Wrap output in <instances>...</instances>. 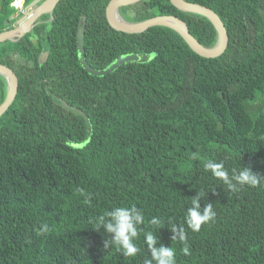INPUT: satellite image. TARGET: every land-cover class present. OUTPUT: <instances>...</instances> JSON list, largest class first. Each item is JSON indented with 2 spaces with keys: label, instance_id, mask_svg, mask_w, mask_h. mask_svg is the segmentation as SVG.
I'll use <instances>...</instances> for the list:
<instances>
[{
  "label": "trees",
  "instance_id": "1",
  "mask_svg": "<svg viewBox=\"0 0 264 264\" xmlns=\"http://www.w3.org/2000/svg\"><path fill=\"white\" fill-rule=\"evenodd\" d=\"M16 1L0 0V34L15 28ZM185 1L222 20L229 42L220 57L199 56L166 27L113 29L111 0H61L24 37L0 44V64L19 83L0 118V264H155L149 231L155 248L175 251L176 264H264V0ZM134 8L120 15L178 17L203 46L217 43L206 17L170 0ZM81 26L94 69L132 54L149 60L90 75L79 61ZM7 91L0 75V105ZM207 161L230 177L250 168L261 182L233 192ZM193 199L216 213L198 232L186 223ZM133 206L145 222L134 240L139 252L126 256L98 221ZM173 227L184 241L173 239Z\"/></svg>",
  "mask_w": 264,
  "mask_h": 264
},
{
  "label": "water",
  "instance_id": "2",
  "mask_svg": "<svg viewBox=\"0 0 264 264\" xmlns=\"http://www.w3.org/2000/svg\"><path fill=\"white\" fill-rule=\"evenodd\" d=\"M37 1V0H36ZM35 1V2H36ZM61 0H45L37 8L33 9L31 13L27 16H24L21 19V23H17V26L10 31H6L0 34V44L6 42L7 40L16 41L12 37L20 39L29 33L33 27L36 25L38 20L44 15L52 14L53 10ZM139 0H111L107 7V19L110 26L123 33L127 34H142L147 30L154 27H166L176 33H178L184 41L188 44L190 49L204 58H217L220 57L226 50L229 42V37L225 26L220 19V17L211 9L204 7L202 5L189 3L185 0H170L171 4L176 7L178 10L184 13H192L196 15H201L206 17L215 27L218 38L217 43L214 47L208 48L203 46L189 31L188 25L184 20L174 17V16H157L148 20L141 22H128L120 15V8L123 6H128L136 3ZM260 13L264 18V10L260 9ZM119 15L122 18L123 23L119 22L116 17ZM85 24V20H84ZM84 30L83 27H79L77 33V46L79 51V61L82 67L93 76H104L114 72L116 69L121 67L124 64L131 62H140L144 63L149 60V56L146 55H137L132 54L124 57H119L106 70H96L91 67L86 61L85 48H84ZM48 54H44L41 63L46 60ZM0 75L5 77L8 84V91L5 101L0 105V118L9 110L13 104L17 93H18V79L12 69L9 67L0 64Z\"/></svg>",
  "mask_w": 264,
  "mask_h": 264
},
{
  "label": "clouds",
  "instance_id": "3",
  "mask_svg": "<svg viewBox=\"0 0 264 264\" xmlns=\"http://www.w3.org/2000/svg\"><path fill=\"white\" fill-rule=\"evenodd\" d=\"M206 170H210L211 173L219 178L227 185L228 189L235 192L241 187L247 185L250 187H256L260 184L261 179L258 175H254L251 169H244L239 175L230 177L228 172L223 169L222 164L207 161L204 165ZM235 181V182H233ZM216 216L215 211L211 204H206L203 211L199 206L198 199L192 200V207L187 211L186 223L192 231L198 232L201 226L214 220ZM144 216L141 210L136 207H117L113 211L107 213L106 217H100L98 224L105 228L107 233L111 234V243L118 249L123 251L126 256H135L139 252V248L134 243V240L139 236V227L144 224ZM160 221L156 218L150 220L151 225H158ZM46 228V226H45ZM172 231L175 233L173 239L177 237L179 240L184 241L186 234L183 229H176L173 227ZM145 242L151 254L152 261L155 264H176V253L170 247L155 248L156 239L154 234L149 231L145 233ZM105 247L109 246V241L105 240ZM184 253L188 254V248L185 246ZM151 264V261L148 262Z\"/></svg>",
  "mask_w": 264,
  "mask_h": 264
},
{
  "label": "rangeland",
  "instance_id": "4",
  "mask_svg": "<svg viewBox=\"0 0 264 264\" xmlns=\"http://www.w3.org/2000/svg\"><path fill=\"white\" fill-rule=\"evenodd\" d=\"M21 1V0H20ZM40 1V2H39ZM45 0H37L36 2L32 3L31 5L29 6H25L24 4H22V8H19L21 6V3L19 4L18 0L14 3H12V7H15V3H17V5L19 4V6L16 8L17 9V12L16 14L14 15V17L16 18V22L14 23V27L17 26V23L21 21V19L24 17V16H27L31 13V11L35 8H37L42 2H44ZM39 2V3H38ZM142 1L136 3V4H131V5H128V15L130 16H133L134 15V11H135V6L136 5H140ZM41 20V18L38 20V22ZM16 36L12 37L14 40H17V38H15Z\"/></svg>",
  "mask_w": 264,
  "mask_h": 264
},
{
  "label": "bare ground",
  "instance_id": "5",
  "mask_svg": "<svg viewBox=\"0 0 264 264\" xmlns=\"http://www.w3.org/2000/svg\"><path fill=\"white\" fill-rule=\"evenodd\" d=\"M18 1H19V4H20L23 0H21V1L18 0ZM17 3H18V2H17ZM17 3H15V6H16V7L19 6V4L17 5ZM116 19H117L119 22L123 23L122 18H121L119 15H117Z\"/></svg>",
  "mask_w": 264,
  "mask_h": 264
},
{
  "label": "crops",
  "instance_id": "6",
  "mask_svg": "<svg viewBox=\"0 0 264 264\" xmlns=\"http://www.w3.org/2000/svg\"><path fill=\"white\" fill-rule=\"evenodd\" d=\"M23 1H24V0H23ZM140 1H144V0H139V1H137L136 3L140 2ZM136 3H134V4H136ZM19 23H21V22H19ZM19 23H18V24H19ZM19 25H20V24H19Z\"/></svg>",
  "mask_w": 264,
  "mask_h": 264
},
{
  "label": "built area",
  "instance_id": "7",
  "mask_svg": "<svg viewBox=\"0 0 264 264\" xmlns=\"http://www.w3.org/2000/svg\"><path fill=\"white\" fill-rule=\"evenodd\" d=\"M22 4H24V1L21 2V6L19 8H22ZM17 8V7H16Z\"/></svg>",
  "mask_w": 264,
  "mask_h": 264
},
{
  "label": "flooded vegetation",
  "instance_id": "8",
  "mask_svg": "<svg viewBox=\"0 0 264 264\" xmlns=\"http://www.w3.org/2000/svg\"><path fill=\"white\" fill-rule=\"evenodd\" d=\"M42 57H43V55L41 56V59H42ZM46 60H47V59H46ZM46 60H44V61H46ZM44 61H43V62H44Z\"/></svg>",
  "mask_w": 264,
  "mask_h": 264
}]
</instances>
